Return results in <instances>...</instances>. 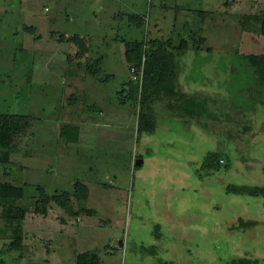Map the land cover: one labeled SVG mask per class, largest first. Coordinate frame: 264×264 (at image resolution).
Wrapping results in <instances>:
<instances>
[{
	"label": "rangeland",
	"instance_id": "374dc122",
	"mask_svg": "<svg viewBox=\"0 0 264 264\" xmlns=\"http://www.w3.org/2000/svg\"><path fill=\"white\" fill-rule=\"evenodd\" d=\"M130 14L144 19L147 41H189L178 87L213 99L219 119L185 123L162 102L156 131L138 132V104H120L131 80L123 40L142 35ZM263 20L264 0H0V113L31 118L14 148L0 149L4 181L29 207L18 251L0 205V260L76 264L94 252L101 264H264V198L227 192L264 187V103L238 94L254 80L243 56L264 55ZM77 35L90 43L86 66L68 62L77 48L61 40ZM66 125L78 140L61 136ZM210 153L227 166L203 170ZM78 183L88 199L67 200ZM39 187L54 197L46 215L34 212ZM240 220L258 224L233 229Z\"/></svg>",
	"mask_w": 264,
	"mask_h": 264
},
{
	"label": "trees",
	"instance_id": "16d2710c",
	"mask_svg": "<svg viewBox=\"0 0 264 264\" xmlns=\"http://www.w3.org/2000/svg\"><path fill=\"white\" fill-rule=\"evenodd\" d=\"M198 14L202 17L206 16V13L203 11H198ZM128 19L135 27L141 30L142 35L128 41L123 40L126 60L130 66H140L142 61L145 60L144 78L142 88H140L139 83L130 80L128 83V93L126 96L122 95L120 104L125 105L127 101L132 102L133 105L138 104V132L154 133L156 131L157 118L155 115V105L162 102L166 103V110L182 119L185 123H188V120L202 122V120L219 119L217 110L213 107V99L190 95L181 91L178 87L179 67L177 59L191 51L189 41L182 39L180 45L174 48H171L170 42L147 41L143 36L145 31L143 30L144 19L136 14H130ZM261 34L264 37V20L261 23ZM190 39L194 42V37ZM61 40L68 41L77 48L75 55H69L68 62L76 63L79 66L85 64L86 66L90 51L89 41L78 35L70 38L62 36ZM199 42L204 44L205 39H200ZM192 50L201 51L200 47H195ZM242 60L246 67L251 70L254 80L251 85H243L238 94L241 95L246 103L251 100L254 105L258 104V102L263 104L264 100L261 97L264 96V55H244ZM235 105L243 115H247L244 114L246 112L250 113L244 107L245 105ZM30 122L31 118L28 115L0 113V149L2 151L12 150L15 140L23 134L25 128L30 125ZM201 127L205 128L206 124ZM61 136L66 138L67 142H74L78 140L79 127L66 125L61 130ZM225 165L227 166V162L220 154L210 153L205 158L202 169L208 171V173H212L219 171ZM10 167L9 164H5L0 160V183H5L4 187H8L7 194L2 195L0 193V205L8 209L6 222L14 233L9 250L20 251L23 249L22 225L29 212V207L17 204L24 197L23 189L19 187L14 188V183L4 181V178L9 177ZM39 191L40 198L33 204L35 205L34 212L46 215L47 208L54 197L49 196L43 187H39ZM227 192L228 194L239 196L247 195L264 198V187L230 185ZM89 194L90 190L88 186L78 183L73 193H65L64 196L67 197V200H70L71 196L79 200H87ZM257 224L256 221L244 222L240 220V225L234 226L233 229H247ZM0 264L6 263L0 260ZM76 264H101V259L97 253L86 252L76 256ZM229 264H260V262L256 259H241L239 261L233 260Z\"/></svg>",
	"mask_w": 264,
	"mask_h": 264
},
{
	"label": "built area",
	"instance_id": "2783aa9c",
	"mask_svg": "<svg viewBox=\"0 0 264 264\" xmlns=\"http://www.w3.org/2000/svg\"><path fill=\"white\" fill-rule=\"evenodd\" d=\"M144 64L145 60L142 61L141 65H133L130 68L131 80L135 83H139L140 88H142L143 78H144Z\"/></svg>",
	"mask_w": 264,
	"mask_h": 264
}]
</instances>
